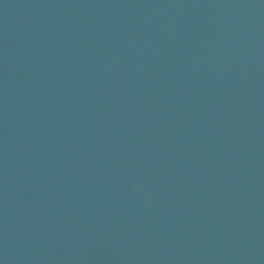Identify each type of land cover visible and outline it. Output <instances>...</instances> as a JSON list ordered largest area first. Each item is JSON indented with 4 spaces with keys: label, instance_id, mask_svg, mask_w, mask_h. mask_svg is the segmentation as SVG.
<instances>
[{
    "label": "water",
    "instance_id": "water-1",
    "mask_svg": "<svg viewBox=\"0 0 264 264\" xmlns=\"http://www.w3.org/2000/svg\"><path fill=\"white\" fill-rule=\"evenodd\" d=\"M0 264H264V0H0Z\"/></svg>",
    "mask_w": 264,
    "mask_h": 264
}]
</instances>
